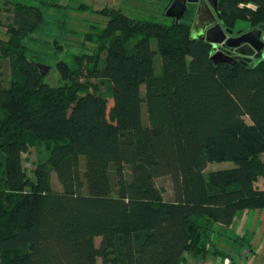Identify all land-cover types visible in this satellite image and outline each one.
Segmentation results:
<instances>
[{"label":"trees","instance_id":"trees-1","mask_svg":"<svg viewBox=\"0 0 264 264\" xmlns=\"http://www.w3.org/2000/svg\"><path fill=\"white\" fill-rule=\"evenodd\" d=\"M191 6L179 25L99 11L108 22L86 33L92 47L56 64L60 87L44 82L28 44L44 14L10 10L0 42V264H184L206 255L238 212L264 209V59L215 64L212 45L191 37ZM219 12L233 31L264 25V0H221ZM36 144L49 156L32 180L23 155ZM222 162L236 166L205 176Z\"/></svg>","mask_w":264,"mask_h":264},{"label":"rangeland","instance_id":"rangeland-1","mask_svg":"<svg viewBox=\"0 0 264 264\" xmlns=\"http://www.w3.org/2000/svg\"><path fill=\"white\" fill-rule=\"evenodd\" d=\"M171 0H0V14L8 12L18 4L31 5L40 8L45 16V24L37 31L33 39L28 41L31 49L36 53L32 56H40V64L50 66L49 73L45 76L44 82L51 87H60L64 84L60 72L56 66L59 61H69L71 55L87 52L92 45L86 41V33L95 28H103L108 22V18L99 11L105 8L122 10L127 16L143 21H155L163 24H170L171 19L166 16L167 7ZM170 6V5H169ZM193 22L196 15L195 6ZM189 12V11H188ZM187 12V13H188ZM192 12V11H190ZM193 13V12H192ZM192 22V24H193ZM257 29V28H256ZM253 30V29H252ZM5 30L0 25V39H5ZM264 34V31L263 33ZM2 41V40H1ZM0 41V42H1ZM153 46L156 43L152 41ZM159 55L155 58L156 74L162 73ZM6 80L9 78L10 70L8 63L4 65ZM100 90L109 95L106 85H100ZM112 99L109 100L111 106ZM143 117L146 119V107H142ZM49 156L48 148L41 145H33L27 153L23 155V168L30 179H34V170L40 161H45ZM236 165L233 162L211 163L204 174L206 177L219 170H228ZM262 179L257 181L261 184ZM52 183L57 191H61L56 173L52 172ZM157 186L164 192L166 201L172 200V182L169 177H162L157 180ZM100 238H97V242ZM224 259V258H223ZM99 264H102L99 260Z\"/></svg>","mask_w":264,"mask_h":264},{"label":"water","instance_id":"water-1","mask_svg":"<svg viewBox=\"0 0 264 264\" xmlns=\"http://www.w3.org/2000/svg\"><path fill=\"white\" fill-rule=\"evenodd\" d=\"M220 1L173 0L167 8L166 16L175 19V23L179 25L189 11V5L197 4L195 19L191 27V37L201 38L212 45L211 60L215 64L237 65L249 63L252 61L250 56L255 52L264 59V40L262 39L264 25L246 32H236L226 28L222 23V17L219 12ZM227 35H230V37L227 38ZM224 47L237 48L238 53L244 58L228 55L222 51ZM37 68L40 70L41 75L44 76L51 67L38 63Z\"/></svg>","mask_w":264,"mask_h":264},{"label":"crops","instance_id":"crops-1","mask_svg":"<svg viewBox=\"0 0 264 264\" xmlns=\"http://www.w3.org/2000/svg\"><path fill=\"white\" fill-rule=\"evenodd\" d=\"M4 14H0V25L6 31L3 23L8 17ZM1 40H6V36ZM260 183L258 187L264 190V179ZM226 256L234 264H264V209L238 212L231 226L217 228L206 255L198 258L187 255L184 264H221Z\"/></svg>","mask_w":264,"mask_h":264},{"label":"flooded vegetation","instance_id":"flooded-vegetation-1","mask_svg":"<svg viewBox=\"0 0 264 264\" xmlns=\"http://www.w3.org/2000/svg\"><path fill=\"white\" fill-rule=\"evenodd\" d=\"M191 5H194L195 6V10H197V4H190L189 5V8H190ZM229 37H230V35H227V38H229ZM262 38H264V35H262ZM218 48H220V47H218ZM222 51H224L225 53H227L228 55H231L233 57L244 58V56H241L238 53V49L237 48L224 47L222 49ZM259 57H261V55L260 54H257L256 52L252 56H250V58L252 59V61L257 60Z\"/></svg>","mask_w":264,"mask_h":264},{"label":"built area","instance_id":"built-area-1","mask_svg":"<svg viewBox=\"0 0 264 264\" xmlns=\"http://www.w3.org/2000/svg\"><path fill=\"white\" fill-rule=\"evenodd\" d=\"M264 35V34H263ZM264 40V38H262ZM221 264H234L232 259L230 257H225L222 261Z\"/></svg>","mask_w":264,"mask_h":264}]
</instances>
